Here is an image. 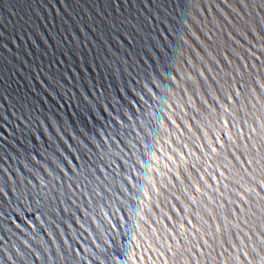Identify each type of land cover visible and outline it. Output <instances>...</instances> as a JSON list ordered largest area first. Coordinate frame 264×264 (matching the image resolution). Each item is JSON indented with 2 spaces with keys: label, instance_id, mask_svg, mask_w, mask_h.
Listing matches in <instances>:
<instances>
[{
  "label": "water",
  "instance_id": "obj_1",
  "mask_svg": "<svg viewBox=\"0 0 264 264\" xmlns=\"http://www.w3.org/2000/svg\"><path fill=\"white\" fill-rule=\"evenodd\" d=\"M264 0H0V264H261Z\"/></svg>",
  "mask_w": 264,
  "mask_h": 264
},
{
  "label": "snow or ice",
  "instance_id": "obj_2",
  "mask_svg": "<svg viewBox=\"0 0 264 264\" xmlns=\"http://www.w3.org/2000/svg\"><path fill=\"white\" fill-rule=\"evenodd\" d=\"M261 264H264V258H261Z\"/></svg>",
  "mask_w": 264,
  "mask_h": 264
}]
</instances>
